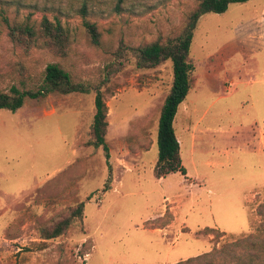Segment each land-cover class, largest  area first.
Wrapping results in <instances>:
<instances>
[{
    "label": "rangeland",
    "instance_id": "rangeland-1",
    "mask_svg": "<svg viewBox=\"0 0 264 264\" xmlns=\"http://www.w3.org/2000/svg\"><path fill=\"white\" fill-rule=\"evenodd\" d=\"M7 1L0 0V90H37L47 65L58 63L91 92L27 98L14 113L0 111V264H172L255 229L251 204L264 194V0L200 19L192 90L174 121L187 174L161 179L158 125L173 64L144 67L135 48L178 31L197 0L90 14L99 46L81 16L63 18L71 33L66 58L41 39L30 49L13 43L1 13L18 22L33 13L37 27L55 13L44 12L41 0L39 8ZM98 88L108 107L110 158L87 146ZM82 201V224L41 239L42 226Z\"/></svg>",
    "mask_w": 264,
    "mask_h": 264
},
{
    "label": "trees",
    "instance_id": "trees-1",
    "mask_svg": "<svg viewBox=\"0 0 264 264\" xmlns=\"http://www.w3.org/2000/svg\"><path fill=\"white\" fill-rule=\"evenodd\" d=\"M30 1L31 4L27 5ZM40 0H13L7 1L10 5L18 7L34 6L39 8ZM44 12L55 13L54 19L43 15L39 27L32 24L33 13L24 22L12 21L6 13H1L2 21L7 27L8 36L16 44L30 49L43 40L46 49L60 58L69 55L71 33L63 25L62 19L74 15L81 16L84 27L89 34L92 43L99 46L101 34L96 23L86 18L90 14H115L137 10H152L165 5L170 0H41ZM250 0H197L194 8L187 14L182 27L172 35L160 38L156 41L140 45L135 48L144 67L155 68L164 61H172L173 83L168 96L162 106L158 125V163L156 176L158 179L171 173L187 174L182 163L181 147L174 121L180 105L186 100L192 90L193 74L196 70L195 62L190 58V50L194 39V33L199 21L205 14L225 13L231 4H246ZM34 4V5H32ZM91 89L83 84L73 81L71 74L64 70L58 63H50L44 73V79L39 89L22 91L16 85H12L9 91L0 90V111L16 112L24 106L27 98L32 100L44 99L51 94L69 95L73 93L89 94ZM95 115L90 130V139L87 146L95 149L102 148L110 158V148L106 136L108 134V107L104 101V94L98 88L95 97ZM108 178L104 192L110 189L112 171ZM252 193H257V190ZM92 194L91 196H93ZM90 196V197H91ZM254 206V207H253ZM257 221L255 229L237 238H228L218 242V246L210 252L200 256L189 258L174 264H264V194L257 195L255 202L251 204ZM85 203L79 202L69 210V214L60 218L51 226L40 228L42 240H55L63 237L71 228L82 224ZM203 234H217L220 238L226 235L217 229L205 228Z\"/></svg>",
    "mask_w": 264,
    "mask_h": 264
},
{
    "label": "bare ground",
    "instance_id": "bare-ground-1",
    "mask_svg": "<svg viewBox=\"0 0 264 264\" xmlns=\"http://www.w3.org/2000/svg\"><path fill=\"white\" fill-rule=\"evenodd\" d=\"M178 140H179V139H178ZM180 141H181V140H180ZM180 141H179V142H180ZM180 144H182V141H181V143H180Z\"/></svg>",
    "mask_w": 264,
    "mask_h": 264
},
{
    "label": "crops",
    "instance_id": "crops-1",
    "mask_svg": "<svg viewBox=\"0 0 264 264\" xmlns=\"http://www.w3.org/2000/svg\"><path fill=\"white\" fill-rule=\"evenodd\" d=\"M176 263V262H175ZM165 264H167V263H165ZM172 264H174V263H172Z\"/></svg>",
    "mask_w": 264,
    "mask_h": 264
}]
</instances>
